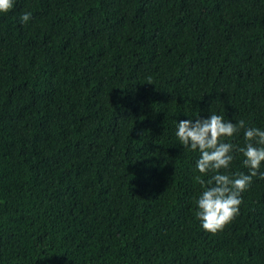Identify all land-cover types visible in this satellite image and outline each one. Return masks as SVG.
<instances>
[{"label": "trees", "instance_id": "obj_1", "mask_svg": "<svg viewBox=\"0 0 264 264\" xmlns=\"http://www.w3.org/2000/svg\"><path fill=\"white\" fill-rule=\"evenodd\" d=\"M211 114L264 130V0H14L0 264H264V162L222 231L194 215L197 176L214 173L175 132ZM242 160L222 172L246 174Z\"/></svg>", "mask_w": 264, "mask_h": 264}, {"label": "clouds", "instance_id": "obj_2", "mask_svg": "<svg viewBox=\"0 0 264 264\" xmlns=\"http://www.w3.org/2000/svg\"><path fill=\"white\" fill-rule=\"evenodd\" d=\"M14 0H0V14L12 10ZM31 12L20 16V22L27 24ZM241 129H244V146L237 147L225 142ZM176 138L179 144L190 152H198L199 159L195 168L201 175L214 173L205 181L197 176L202 192L195 202L194 215L205 233L216 234L222 231L239 213L242 203L241 193L246 191L257 177L264 162V130L257 127H245V121L232 123L221 115L211 114L207 119L196 118L182 120L177 124ZM235 154L243 157V166L247 173L229 176L227 170L235 158ZM259 179L264 180V172H259Z\"/></svg>", "mask_w": 264, "mask_h": 264}]
</instances>
